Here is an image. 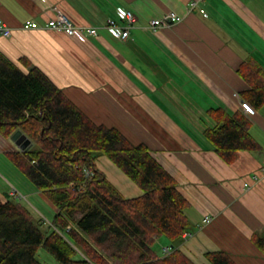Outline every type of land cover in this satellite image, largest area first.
Returning a JSON list of instances; mask_svg holds the SVG:
<instances>
[{
	"label": "crops",
	"instance_id": "0c3cea01",
	"mask_svg": "<svg viewBox=\"0 0 264 264\" xmlns=\"http://www.w3.org/2000/svg\"><path fill=\"white\" fill-rule=\"evenodd\" d=\"M192 1L0 0V18L12 29L0 34V51L20 67L23 58L40 67L97 124L149 147L190 202V235L179 245L187 257L210 264L207 252L225 250L237 264H264L251 241L264 233V106L253 115L242 110L249 84L237 71L249 57L264 66V0H201L191 8ZM54 4L98 35L22 27L27 19L43 23ZM121 6L138 17L124 40L103 26ZM173 9L181 21L151 26ZM216 107L248 117L258 151L240 150L233 163L214 151L203 132L216 125L207 111ZM0 145L4 153L21 150L11 137L0 135ZM96 163L126 197L142 194L109 157ZM13 190L0 185L1 199H19Z\"/></svg>",
	"mask_w": 264,
	"mask_h": 264
},
{
	"label": "trees",
	"instance_id": "16d2710c",
	"mask_svg": "<svg viewBox=\"0 0 264 264\" xmlns=\"http://www.w3.org/2000/svg\"><path fill=\"white\" fill-rule=\"evenodd\" d=\"M237 71L249 84L244 100L262 108L264 66L249 57ZM207 111L217 123L203 133L227 163L240 150L258 151L242 111ZM17 129L32 145L5 154L57 211L43 230L20 199L0 197V264H44L41 248L60 264H196L179 247L191 227L190 202L149 147L97 124L40 67L25 58L20 67L0 51V135L9 138ZM101 155L142 194H122L98 169ZM159 238L169 253L155 248ZM251 241L264 254V233H254ZM205 256L210 264H237L225 250Z\"/></svg>",
	"mask_w": 264,
	"mask_h": 264
},
{
	"label": "built area",
	"instance_id": "2783aa9c",
	"mask_svg": "<svg viewBox=\"0 0 264 264\" xmlns=\"http://www.w3.org/2000/svg\"><path fill=\"white\" fill-rule=\"evenodd\" d=\"M201 0H193L191 3V8H194L198 5ZM51 11L53 15L48 17L43 23L39 22L34 19H27L22 23V27L24 28H33V29H52L56 31H64L69 35H74L78 33H86L88 35L96 36L98 35V29L95 26L90 25H78L74 22L69 14L63 12L62 8L59 5L54 4L51 6ZM117 17H109L107 18L106 22L104 23V28L107 29L108 33L112 34L120 39H127L130 35L131 27L136 23L138 20L137 15L129 8L121 6L116 9ZM200 12L203 16H207V12L203 7H200ZM183 18L182 14H179L177 11L168 10L161 14V16L152 18L149 20L151 26L153 28L165 26L171 23L179 22ZM12 33V29L6 24V22L0 18V34L4 36H9ZM241 107L242 110L246 111L248 114L253 115L256 112V109L246 100H241ZM264 162V160H263ZM261 170L264 172V163L261 167ZM257 179V175L253 176ZM11 194L18 196L16 191L13 190ZM211 220V216L208 215L204 216V222H209ZM190 235L189 232H185L183 234L184 238L186 239ZM171 247L166 245L162 248L164 254L170 252Z\"/></svg>",
	"mask_w": 264,
	"mask_h": 264
},
{
	"label": "rangeland",
	"instance_id": "374dc122",
	"mask_svg": "<svg viewBox=\"0 0 264 264\" xmlns=\"http://www.w3.org/2000/svg\"><path fill=\"white\" fill-rule=\"evenodd\" d=\"M5 1H10V3L11 1L14 2V0ZM60 7L63 12L67 13V10L63 6L60 5ZM67 14L74 19L71 13ZM0 149V185L7 187V189L10 187H16L19 191V199L31 209L34 215V220L43 230H47L52 217L57 211V207L42 191L35 188L23 172H20V170L8 159L6 154L3 152L5 148H3L2 145H0ZM30 191L34 193H30ZM165 244H167V241L164 238H159L154 246L162 253V248L166 246ZM162 254H164V252ZM38 257L44 264H60L56 262L52 255H50L48 251L44 250V248L39 249Z\"/></svg>",
	"mask_w": 264,
	"mask_h": 264
},
{
	"label": "water",
	"instance_id": "95a60500",
	"mask_svg": "<svg viewBox=\"0 0 264 264\" xmlns=\"http://www.w3.org/2000/svg\"><path fill=\"white\" fill-rule=\"evenodd\" d=\"M11 138L21 150H26L32 145V140L20 129H17L15 132H13Z\"/></svg>",
	"mask_w": 264,
	"mask_h": 264
}]
</instances>
